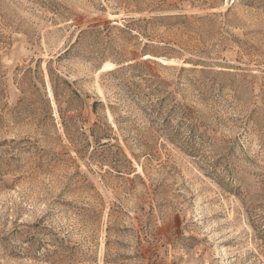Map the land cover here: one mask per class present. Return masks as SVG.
<instances>
[{
	"label": "rangeland",
	"instance_id": "1",
	"mask_svg": "<svg viewBox=\"0 0 264 264\" xmlns=\"http://www.w3.org/2000/svg\"><path fill=\"white\" fill-rule=\"evenodd\" d=\"M0 264H264V0H0Z\"/></svg>",
	"mask_w": 264,
	"mask_h": 264
},
{
	"label": "bare ground",
	"instance_id": "2",
	"mask_svg": "<svg viewBox=\"0 0 264 264\" xmlns=\"http://www.w3.org/2000/svg\"><path fill=\"white\" fill-rule=\"evenodd\" d=\"M113 69V67H112V65H106L104 68H103V70H112Z\"/></svg>",
	"mask_w": 264,
	"mask_h": 264
}]
</instances>
